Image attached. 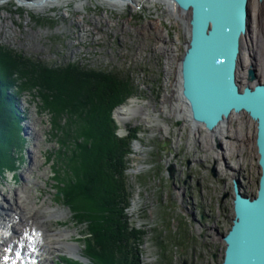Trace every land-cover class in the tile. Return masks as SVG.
Instances as JSON below:
<instances>
[{
	"label": "rangeland",
	"instance_id": "rangeland-1",
	"mask_svg": "<svg viewBox=\"0 0 264 264\" xmlns=\"http://www.w3.org/2000/svg\"><path fill=\"white\" fill-rule=\"evenodd\" d=\"M138 3L118 11L89 0L82 10L72 2L67 7L38 13L16 0H0V48L55 76L60 75V70L66 75L70 66H76L126 78L132 94L113 109L112 119L120 139L127 137L129 131H138L137 140L131 143L132 154L125 158L131 191L126 212L132 226L142 233V264H221L223 237L234 217L233 185L229 187L228 180L247 178L246 196L252 197L257 190L255 125L244 115L241 134L236 132V123L231 125L232 131L226 130L227 142L240 148L228 154L229 158L238 161L248 175H239L237 170L224 175L225 159L221 165L215 159L216 153H223L222 146L213 132L204 130L208 135L200 131L198 141L192 139L190 123L178 118L175 111L176 69L185 52L186 29L163 4ZM252 6L250 3L249 21ZM245 45L242 43L241 49ZM239 73H244L242 66ZM13 79L7 93L15 96L22 118L18 135L23 138L26 131L27 141L22 142V149L10 147L15 169L0 173V226L7 225V220L20 222V212L15 209L17 196L21 198L20 211H24L29 222L44 219V209L52 208L58 216L44 219L41 229L49 234L68 231L70 237L63 241L75 245L78 257L56 248L49 250L51 254L45 255L47 260L42 263L68 264V259L71 263L87 264L83 255L84 227L77 225L68 208L56 200L54 169L59 116L56 117V110L45 107L39 89L27 90L17 81L18 77L13 75ZM11 81L10 78L7 82ZM245 83L253 86L264 81ZM131 101L132 108L140 110L136 115L128 114L121 124L115 112L130 106ZM211 143L213 147L209 146ZM1 152L6 153L2 148ZM169 163L178 170L172 180L165 172Z\"/></svg>",
	"mask_w": 264,
	"mask_h": 264
},
{
	"label": "trees",
	"instance_id": "trees-1",
	"mask_svg": "<svg viewBox=\"0 0 264 264\" xmlns=\"http://www.w3.org/2000/svg\"><path fill=\"white\" fill-rule=\"evenodd\" d=\"M70 67L66 75L60 70L55 76L0 48V150L6 151L0 153V173L15 169L10 147L22 149L25 141L18 135L22 118L15 96L7 93L14 75L27 90L39 89L45 107L59 116L56 200L84 227L87 264H142V233L132 226L126 212L131 191L125 158L132 154L131 143L138 131L120 139L112 119L113 109L132 94L131 85L115 73Z\"/></svg>",
	"mask_w": 264,
	"mask_h": 264
},
{
	"label": "water",
	"instance_id": "water-1",
	"mask_svg": "<svg viewBox=\"0 0 264 264\" xmlns=\"http://www.w3.org/2000/svg\"><path fill=\"white\" fill-rule=\"evenodd\" d=\"M172 1L188 16L179 94L190 121L213 132L232 113H244L255 125L257 190L249 197L233 182L234 217L223 237L221 264H264V84L241 88L237 75L242 41L249 31L250 0ZM255 80L250 69L247 81ZM165 172L172 180L174 166L167 165Z\"/></svg>",
	"mask_w": 264,
	"mask_h": 264
},
{
	"label": "bare ground",
	"instance_id": "bare-ground-1",
	"mask_svg": "<svg viewBox=\"0 0 264 264\" xmlns=\"http://www.w3.org/2000/svg\"><path fill=\"white\" fill-rule=\"evenodd\" d=\"M21 6L25 7L26 9L43 13L47 10H53L58 7H67L69 3L74 2L77 9H83L84 5H86L89 0H32V1H25V0H16ZM98 4L105 5L111 10H123L125 7L130 5L139 4V1L146 2L147 5L153 6L155 3L163 4L164 7L168 10V14L174 17L177 21H180L182 26L185 27V23L187 21V14L182 12L176 4L173 3L172 0H97ZM130 3V4H129ZM250 3L253 5L251 8V21L250 22V32H248L245 37L243 38V45H245L242 49L241 54V66L243 67L244 73L241 74V87H243L246 83V71L248 67L253 63L255 65V70L258 73L257 80L264 81V1L259 0H250ZM81 16L79 17V20ZM246 40V42H245ZM257 49V52H253L252 49ZM251 53V55H249ZM262 54V55H260ZM257 58H255V56ZM179 65L176 69L177 79L175 81V86L177 88L176 94V105L175 111L177 112V117L180 119H185L188 123H190V135L192 139L195 140L196 137L198 138L200 131H203L205 134L210 135L209 133L205 132L201 127H197L196 124H193L189 117L186 105L180 99L179 88H180V80H179ZM19 105V103H17ZM133 101H131V105L127 107H120L116 110L115 116L117 120L123 124L129 115H136L140 110L139 107L132 108ZM147 116V114H143ZM244 113L241 114H231L230 117L220 123V125L214 129L213 135L216 137L215 139L219 141L218 143L221 144L223 153L216 154V158L220 160L225 159L226 167H231L230 162L228 161L230 158L228 154H231L236 149H240L236 147L231 142H227L224 138L227 133L226 130L228 128L231 130L232 124L237 125V131L241 134L242 130V121H244ZM246 116V115H245ZM247 117V116H246ZM242 120V121H241ZM246 120L250 123V119L247 117ZM234 122V123H233ZM230 124V125H229ZM232 131V130H231ZM26 134V131L24 132ZM27 136V135H26ZM206 137V136H205ZM237 137V136H236ZM207 140V139H206ZM212 140V139H211ZM226 140V141H225ZM210 147L214 146V143L209 145ZM2 148V147H1ZM32 158L37 161V157H35V153H32ZM32 169V168H30ZM29 169V170H30ZM220 169V167H218ZM28 170V171H29ZM19 204L21 203V198L19 196L16 197L15 200V209L20 212V222H14L11 220H7V225L0 226V264H5L2 262L3 257L7 255V252L10 251L11 260L8 264H24V258L26 256H31L28 253V245L35 248L37 256L45 262L47 260L44 255H50L51 253L49 250L56 251V248H60L69 256H77L78 257V249L75 247L73 243L64 242V238H69L70 234L68 231L62 230L53 232L49 234L41 229L42 221L44 219H51L56 218L58 213L54 211L52 208H45L43 218L40 219L39 222H29L25 218L24 211H20ZM16 216V214H15ZM45 234V236H44ZM34 235V236H33ZM33 241L30 242V238H33ZM21 245V249H18V245ZM57 244V247H56ZM6 248V249H4ZM16 253V254H15ZM19 255L21 257H19ZM37 256H31V258L37 259ZM40 263V261H39Z\"/></svg>",
	"mask_w": 264,
	"mask_h": 264
},
{
	"label": "built area",
	"instance_id": "built-area-1",
	"mask_svg": "<svg viewBox=\"0 0 264 264\" xmlns=\"http://www.w3.org/2000/svg\"><path fill=\"white\" fill-rule=\"evenodd\" d=\"M217 154V153H216ZM215 154V155H216ZM215 159H217L216 158V156H215ZM229 162H230V166L231 167H226V165H228V164H226V161H225V166L224 165H222V167L223 168H226V170H224L223 168H221L220 167V169L222 170L223 169V171H222V173L224 174V175H232L233 173L232 172H234V173H236L235 172V170H237L238 171V173H239V175H248V173H247V171L245 170V168H242L241 166H240V164H239V162L238 161H235V160H233L232 159V161L229 159ZM175 163V162H174ZM174 163H169L168 165H170V164H172V165H174ZM244 173V174H243ZM251 173V172H250ZM250 175V174H249ZM247 179V178H246ZM246 179L245 178H237V179H233V180H228V185H229V187H231L232 188V183L233 182H238V184H239V189H240V192L242 193V194H244V195H247V192H248V188L246 187V184H245V182H246Z\"/></svg>",
	"mask_w": 264,
	"mask_h": 264
},
{
	"label": "flooded vegetation",
	"instance_id": "flooded-vegetation-1",
	"mask_svg": "<svg viewBox=\"0 0 264 264\" xmlns=\"http://www.w3.org/2000/svg\"><path fill=\"white\" fill-rule=\"evenodd\" d=\"M252 51L253 52H257L258 53V51H257V49H252ZM241 54H242V49H241ZM249 55H251V53H249ZM260 55H262V54H260ZM241 56V55H240ZM257 56L258 55H256L255 56V58H257ZM240 68H241V60H240V58H239V64H238V73H237V75H238V83H239V85L242 83V82H240V80L239 79H241V74L239 73L240 72ZM250 69H252L253 71H254V74H255V76H256V80H257V78H258V73L256 72V70H255V65L253 64V63H251V65L248 67V69H247V71H246V82H247V78H248V71L250 70ZM246 85H244L243 87H245ZM241 87V86H240ZM242 88V87H241ZM174 166V168H175V170H174V175H178V170H177V166L174 164L173 165ZM244 195V194H243Z\"/></svg>",
	"mask_w": 264,
	"mask_h": 264
}]
</instances>
